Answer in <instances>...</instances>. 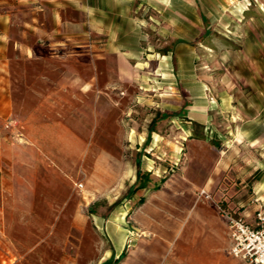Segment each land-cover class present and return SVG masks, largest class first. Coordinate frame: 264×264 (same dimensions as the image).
I'll return each instance as SVG.
<instances>
[{"label": "rangeland", "instance_id": "374dc122", "mask_svg": "<svg viewBox=\"0 0 264 264\" xmlns=\"http://www.w3.org/2000/svg\"><path fill=\"white\" fill-rule=\"evenodd\" d=\"M252 1L247 9L242 0H128L148 61L130 80L112 78L105 57L96 75L84 40L54 67L15 58L18 102L0 113V264H99L135 242L121 232L144 196L139 213L149 234L128 264H189L188 239L191 247L204 240L193 232L200 209L186 219L192 194L200 207L222 214L223 202L260 222L264 0ZM57 118L78 136H35ZM138 158L150 181L129 201Z\"/></svg>", "mask_w": 264, "mask_h": 264}, {"label": "crops", "instance_id": "0c3cea01", "mask_svg": "<svg viewBox=\"0 0 264 264\" xmlns=\"http://www.w3.org/2000/svg\"><path fill=\"white\" fill-rule=\"evenodd\" d=\"M242 1L248 4L247 9L253 2L252 0ZM127 2L128 0H107L106 3L102 0H91L90 3L81 0L77 3H68V0H0V113L5 106H12L18 102L15 73L19 67L14 65L15 58H22L26 62L33 63L47 62L54 67L67 55L79 54L68 49V46L76 41L84 40L85 45H89V50L92 52L89 65L96 71V75L101 71L99 57L111 59L106 64V72L112 78L118 75L119 78L130 80L137 74L145 73L148 61L147 58H140L142 57L140 47L136 44L139 38L138 27L135 25V20L130 17ZM262 4L264 7V1ZM46 7L51 8L50 18L45 12ZM61 73L65 74L66 69H63ZM58 82L54 86L60 88L64 82ZM112 82L107 83L110 85L113 84ZM90 84L97 87L98 83L92 80ZM52 86L50 84V87ZM79 87H82V83H79ZM54 99H49L51 104L58 100ZM202 118L199 121L208 123V117ZM196 120L197 118L193 117L190 121H186L192 124ZM59 121L57 118L50 125L41 124L37 127L35 136L44 137L47 134L46 130L55 131L49 136L60 137L61 130L66 131L71 137L78 136L72 127L64 126ZM56 141H60V138ZM227 163L228 161L223 160V157L219 161L220 165H227ZM158 190H152L150 195L156 194ZM196 195L190 196L193 203L186 219L200 209L193 232H201L204 240L201 243L194 241L191 247L192 240L188 239L187 250L192 249L195 255L190 259L189 264H243L235 260L229 252L232 239L224 214L204 203L200 207L201 198L198 199ZM132 198L127 199L130 201ZM146 202L145 197L141 207ZM141 207L134 212H128V223L124 222L121 232L124 241L131 234H135L131 237V240L135 242L128 246H120L119 253L111 249L112 254L107 255L105 259L112 255L118 257L122 251L126 250V256L118 264H128L132 260L136 248L146 234H149L146 222L144 223L143 216L139 213ZM176 216V213L172 215L170 224L176 221ZM131 221L134 224H131ZM147 224L149 225V222Z\"/></svg>", "mask_w": 264, "mask_h": 264}, {"label": "built area", "instance_id": "2783aa9c", "mask_svg": "<svg viewBox=\"0 0 264 264\" xmlns=\"http://www.w3.org/2000/svg\"><path fill=\"white\" fill-rule=\"evenodd\" d=\"M201 194L210 197V194L205 190H202ZM219 207L226 217L232 239L230 254L243 259L247 264H264V216H262V212L259 211L260 222L255 226L246 218L225 213L221 206Z\"/></svg>", "mask_w": 264, "mask_h": 264}, {"label": "trees", "instance_id": "16d2710c", "mask_svg": "<svg viewBox=\"0 0 264 264\" xmlns=\"http://www.w3.org/2000/svg\"><path fill=\"white\" fill-rule=\"evenodd\" d=\"M138 165H139V168L137 170V178H136V181L135 183L130 187V189L128 190V192L126 193V198L130 199L133 197V195L139 190V189H144V188H147L148 187V183L150 181V171L148 172H142V169H141V165H140V158H138V161H137ZM165 180L163 179V182ZM162 183H157L155 185V188H153L152 190H157V189H160L161 185L163 184ZM145 201V197L141 198L140 199V203H144ZM221 208H222V211L225 212V213H230V214H233L235 216H241L243 218H245L244 215H242L240 212H238L237 210H235L234 208L232 207H228V205H225L223 202H221ZM126 256V250H124L118 257H115L114 255H112L111 257L103 260L101 263L99 264H118L120 261H122V259Z\"/></svg>", "mask_w": 264, "mask_h": 264}]
</instances>
